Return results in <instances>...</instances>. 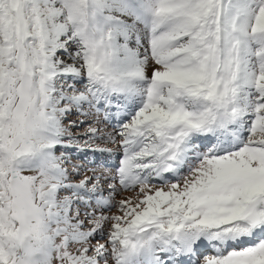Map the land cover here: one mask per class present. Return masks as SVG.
Returning <instances> with one entry per match:
<instances>
[{"label":"snow or ice","instance_id":"snow-or-ice-1","mask_svg":"<svg viewBox=\"0 0 264 264\" xmlns=\"http://www.w3.org/2000/svg\"><path fill=\"white\" fill-rule=\"evenodd\" d=\"M0 264H264V0H0Z\"/></svg>","mask_w":264,"mask_h":264},{"label":"rangeland","instance_id":"rangeland-1","mask_svg":"<svg viewBox=\"0 0 264 264\" xmlns=\"http://www.w3.org/2000/svg\"><path fill=\"white\" fill-rule=\"evenodd\" d=\"M70 118H71V119H76V117H74V116H73V117H70ZM79 130H82V128L79 129ZM100 159H106V157H100V158H98V161H97V162H99Z\"/></svg>","mask_w":264,"mask_h":264}]
</instances>
